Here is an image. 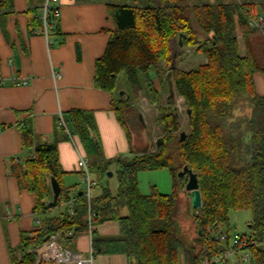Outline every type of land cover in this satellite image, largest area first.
<instances>
[{
	"label": "trees",
	"instance_id": "obj_1",
	"mask_svg": "<svg viewBox=\"0 0 264 264\" xmlns=\"http://www.w3.org/2000/svg\"><path fill=\"white\" fill-rule=\"evenodd\" d=\"M87 1L104 2L115 25L104 55L96 61L94 82L113 95L112 109L118 121L126 127L124 116L129 114L130 100L118 96L121 77L129 87L126 93L143 90L150 103L157 105L160 94L152 74L166 75V79L170 75L175 95L191 110V118H187L190 132L179 141V114L168 100L169 106L160 110V148L131 159L97 162L89 155L90 173L97 183L116 167L118 191L112 195L104 189L88 203L85 191L71 196L63 187L65 173L57 142L36 144L32 122L25 120L20 125L22 145L33 149V156L24 166L11 165L10 172L20 190L35 196L34 213L42 220L39 230L21 233L19 246L9 248L11 264H47L37 262L36 250L52 236H58L67 248L88 232L90 213L93 226L118 222L120 227L114 238L93 234L94 257L122 254L128 264H203L229 248V242L217 240V232L229 228L231 213L240 211L252 213L250 233L241 236L243 240L250 237L246 245L252 263L264 264V96L257 94L254 82L255 75L264 74V36L249 24L251 11L264 17V0ZM7 9L9 4L0 0V15H7ZM181 34L184 48L179 51L177 66L172 67V46L178 47ZM239 38L246 48L243 56ZM186 48L203 54L206 62L190 71L178 69ZM62 118L65 139L78 136L88 154L98 152L92 136L96 130L92 113L72 110ZM184 167L198 175L202 199V208L193 215L197 236L192 247L180 239L173 215L185 182L178 173ZM163 169L172 175L173 193L162 194L152 188L149 195H143L139 174ZM52 178L62 187L56 204L50 188ZM53 210H58L57 214L49 216Z\"/></svg>",
	"mask_w": 264,
	"mask_h": 264
},
{
	"label": "crops",
	"instance_id": "obj_2",
	"mask_svg": "<svg viewBox=\"0 0 264 264\" xmlns=\"http://www.w3.org/2000/svg\"><path fill=\"white\" fill-rule=\"evenodd\" d=\"M2 1L10 10L0 15V264H11L9 248L19 246L21 233L39 230L42 220L34 213L35 196L20 190L10 172L11 165L24 166L33 156V149L22 145L20 125L25 120L32 122L36 144L57 142L65 173L63 187L71 196L86 189L77 166L79 154L90 164L89 155L99 162L131 159L141 152L135 153L127 128L113 112V95L94 82L96 61L104 55L109 33L115 29L106 4L58 0L53 8L58 9L59 16L50 14L46 33V0ZM239 46L243 56L246 48L241 38ZM254 82L257 94L264 96V74L255 75ZM72 110L93 114L96 130L92 136L99 147L95 154L87 153L78 136L72 137L73 142L65 139L60 124L63 114ZM99 196L98 192L92 197ZM56 214V210L48 213ZM119 230L118 222H106L94 226L93 234L114 238ZM67 249L87 256L92 251V239L86 233ZM93 264H128V259L122 254L98 255Z\"/></svg>",
	"mask_w": 264,
	"mask_h": 264
},
{
	"label": "rangeland",
	"instance_id": "obj_3",
	"mask_svg": "<svg viewBox=\"0 0 264 264\" xmlns=\"http://www.w3.org/2000/svg\"><path fill=\"white\" fill-rule=\"evenodd\" d=\"M215 3L216 0H210ZM205 56L203 54H196L194 49L186 48L183 56L178 61V69L183 71H190L193 68L205 63ZM163 69H166V64L163 63ZM166 75L152 74L153 84L160 94L159 103L152 105L143 90L134 91L129 90V114L124 116L125 126L129 132V136L137 152H144L147 150H156L155 143L162 137V125L160 123L161 109L167 108L169 94L168 80ZM120 91H126L127 86L125 77H121L119 80ZM118 92V96H119ZM125 99L126 96H122ZM174 106L177 108L179 114V121L181 126V132L189 134L190 128L188 126V119L186 116V105L182 98L175 96ZM142 117V120L140 119ZM180 133L178 134L180 136ZM113 176L110 178L106 175L99 178V185L92 191V196L99 192V195L103 193L104 189H109L112 195H116L118 191V179L116 176V169H111ZM93 179L96 177L93 175ZM139 187L143 195H149L152 188H156L162 194H172L174 189L173 178L168 169L158 171H145L139 174ZM185 182L181 187L180 201L176 204L173 212L174 218L177 221L179 227V237L186 247H192L195 243L194 240L197 236L196 222L193 215L196 214V210L191 208V195L185 191L187 183V177L184 178ZM83 188V186H82ZM99 190V191H98ZM64 208H62L63 210ZM58 210H56L57 212ZM252 222V213L249 211H240L231 213L229 228H222L223 234H229L230 239H233L235 235L242 236L250 233V224ZM20 258V254L17 255ZM236 258H229V263L235 264ZM241 264H253L251 257L249 262L242 261Z\"/></svg>",
	"mask_w": 264,
	"mask_h": 264
},
{
	"label": "built area",
	"instance_id": "obj_4",
	"mask_svg": "<svg viewBox=\"0 0 264 264\" xmlns=\"http://www.w3.org/2000/svg\"><path fill=\"white\" fill-rule=\"evenodd\" d=\"M58 0H46L43 11H44V25L45 32L49 29V21L48 18L50 14H54L55 16H59L58 9L53 8V5L56 4ZM249 24L252 29L260 32L264 36V17L260 13H256L255 11L250 12ZM1 83V80H0ZM70 140L73 142V138L70 137ZM77 166L79 172L82 174L83 182L85 184V195L88 200V203L91 202L92 199V191L98 186L96 180L92 178L89 169L88 159L79 154V160L77 162ZM68 205V204H67ZM70 214L73 215L74 211L71 209ZM93 215L89 214V230L88 236L92 239L93 236V228L92 225ZM72 235L71 233L69 234ZM217 240L227 243L229 242V248L224 251L223 255L215 257L214 259L208 260L206 259L203 264H227L229 263V258H236V264H241L242 261H248L250 259V254L247 251L246 242H249L250 237H246V240H243L241 236L235 235L233 239H230L227 234H223L220 232L217 235ZM229 238V239H228ZM36 258L37 262H44L47 264H93L94 255L92 251L87 255H83L81 253H75L67 248L63 247L59 241L58 236H52L47 242H45L39 249L36 250Z\"/></svg>",
	"mask_w": 264,
	"mask_h": 264
},
{
	"label": "water",
	"instance_id": "obj_5",
	"mask_svg": "<svg viewBox=\"0 0 264 264\" xmlns=\"http://www.w3.org/2000/svg\"><path fill=\"white\" fill-rule=\"evenodd\" d=\"M183 39H184V35H180L178 38V47L176 46H172V54H171V58H172V67H176L177 66V57L179 56V51L183 50L184 48V44H183ZM167 80H168V85H169V98L168 100L170 102H175V92H174V88H173V83L171 81L170 75L167 76ZM119 96H126V101H128L130 99V95L127 94L125 91H120L119 92ZM176 108V107H175ZM177 109V108H176ZM186 116L188 119L191 118V110L187 109L186 110ZM140 119L142 120V117L140 116ZM186 139V133L185 132H181L180 136H179V141L183 142ZM163 144V139L159 138L156 143L155 146L156 148H160ZM108 177H112L113 173L112 172H108L107 173ZM178 177L179 178H185L187 177V183L185 186V191L187 193H190L191 195V208L194 210H199L202 208V199H201V192L199 190V182H198V175L190 168L188 167H184L182 171H180L178 173ZM50 188H51V192H52V200L53 203L56 204L59 200L60 194L62 192V187L60 185V183L55 179L52 178L50 180ZM249 228H251V226H249ZM200 234H202V231H200ZM220 232H217V235H219Z\"/></svg>",
	"mask_w": 264,
	"mask_h": 264
}]
</instances>
